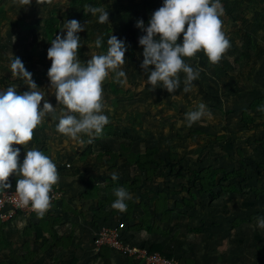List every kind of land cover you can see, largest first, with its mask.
Returning <instances> with one entry per match:
<instances>
[{"label":"rangeland","instance_id":"374dc122","mask_svg":"<svg viewBox=\"0 0 264 264\" xmlns=\"http://www.w3.org/2000/svg\"><path fill=\"white\" fill-rule=\"evenodd\" d=\"M229 1L220 0L224 9V14L220 17L222 31L230 42V47L223 54L221 60L216 64L210 63L202 50L192 57L184 58L187 64L194 69H199V78L192 82L191 91L187 93L183 91L185 74L182 72L179 73L180 87L175 92L170 94L162 87L153 89L147 82V74L140 68L142 62L140 47L131 42L126 46L125 63L121 66L126 73V77L121 78L123 83L116 82L114 72H109L108 77L102 83L103 111L109 121L103 131L111 129L114 134L108 137L102 136L106 139H102L99 145L97 143L93 145L96 140L92 138L89 145V137L86 134H80L79 139H72L57 132L56 121L51 113L46 114L34 130L44 131L46 129L49 144L59 148L61 146L73 148L79 150L78 152L88 145L91 146V149H93V145L100 151L111 148L118 150L120 144L133 142L132 146H136L143 152L147 148L158 147L162 158L169 157V154L185 155V160L180 165L164 171L156 168L157 165H152L151 169L156 172L153 175L150 170L142 171L135 166L130 167L127 171L129 176L131 175L130 177L136 175L134 178L140 182L139 188L141 189L136 191V194H139L138 202L142 203L144 200L141 198V194L146 195L145 200L153 202L160 190L177 192L171 195L170 205L175 212H178L177 216H179L175 201L182 200L184 197L189 198L188 190L196 192V184L191 178L192 170L207 166H220L227 160L223 156L222 161L221 155H216L218 147H221L215 144L217 140H225L228 133H235L239 138L236 141L242 143L243 137L239 123L242 116L249 112V104L242 111L232 108L238 107L237 101L242 94L247 95L253 85L254 78L260 77V79L256 78V87L261 89L264 85L259 83L264 74L261 71H252L254 67L262 66L259 64V60H264V32H262L264 29L260 31L252 21L257 17L264 18V14H262L264 10L257 14L260 8L255 5L256 7H250L245 14L242 10L234 11V9L231 13ZM162 2L163 0H90L86 3L74 4L73 0H48V2L37 4L36 0H31L30 4L25 5L21 3V0H0V79L4 80L0 81V87L16 86L19 92L28 90V86L22 80L12 76L10 72L11 59L14 56L19 57L25 68L32 73V79L38 88L44 91L45 99L53 107H56L55 113L59 114L61 106L55 99L47 76L51 65V61L47 58V49L51 43L44 31L45 19L52 15L57 16L61 21L60 28L63 27L66 20L71 19H76L81 25H84L85 30L78 33L81 38V46L77 49V59L81 64H86L92 55L107 52V40L110 35L122 39V28L125 22L130 20L137 22L142 19L147 24L151 14L162 6ZM87 6L102 7L107 10L108 22L98 23V15L87 12ZM245 17L250 18L251 21L248 23ZM64 33H66V29H59L57 34ZM182 35L180 34L178 39H182ZM261 35L262 39H260ZM98 37L102 39L99 48L95 44ZM254 100L257 105L264 104L260 97ZM43 102L42 100L40 107ZM201 102L206 105V112L210 115H206L189 127L185 115L187 112L195 110ZM257 112L260 111H255V114ZM250 114L252 115V113ZM247 142L249 144L250 141ZM220 153L223 154V150L220 149ZM190 156L197 161L196 164L189 160ZM192 167L193 169H191ZM120 172L124 173L122 169ZM125 176L127 177L126 174ZM134 178L129 180H136ZM16 181L17 179H13L12 183ZM235 182L240 185L239 193H243L242 181L237 179ZM217 191H220V188H217ZM251 193L253 192L251 191ZM229 194L231 195V193L220 192L214 201L209 196H198L194 201V209L199 206L203 210H212L214 216L207 217V219H213L214 224L226 226L229 222L237 225L241 219L238 217H235L233 221L231 218L228 219V205L232 200L229 198ZM238 200L236 199V203L240 207L242 201ZM185 209H187V217L181 223L185 224L188 232H181L184 228L178 225L175 226V230L172 225L171 233L162 239L168 247L167 250L178 256L180 261L189 260L186 257L189 250L199 252L200 247L205 244L204 242H210L209 247L204 248L207 255L203 254V256H208L209 264L211 259L213 264H264V257L259 256V251L253 249V246L260 244L261 238L264 237V232L259 233L260 228L254 221L258 215L251 214L249 246L244 253H240L232 261V257L228 258L226 254V232L219 234L223 236L219 239L220 242H218V238L213 237L217 234L200 235V233L193 232L198 216L196 214L188 215L191 210L189 207L182 210ZM262 217H264V213ZM205 220L206 218L202 219L203 223ZM9 226L8 224L7 227ZM214 242L218 244L215 245ZM90 251H85L84 256L96 258L100 254L95 252L94 247H90ZM216 251L218 254L215 253ZM239 251L243 250L239 249ZM13 254H18L13 248H1L0 264H17L12 259ZM23 254L24 252L19 253V255ZM58 260L75 264L65 256H60ZM129 261L137 264L131 257H129Z\"/></svg>","mask_w":264,"mask_h":264},{"label":"clouds","instance_id":"9594fccd","mask_svg":"<svg viewBox=\"0 0 264 264\" xmlns=\"http://www.w3.org/2000/svg\"><path fill=\"white\" fill-rule=\"evenodd\" d=\"M48 0H36L37 4ZM28 5L31 0H21ZM86 11L98 15V23L108 22V11L102 7L87 6ZM224 9L220 0H163L162 6L155 10L147 24L141 19L136 26L145 34L138 43L143 47V60L140 68L147 74V82L154 88L162 87L170 94L180 87L179 73H184V92L191 91L192 82L199 78V69H194L184 60L198 51H203L212 64L218 63L230 47L229 39L222 31L220 17ZM64 34H56L50 40L47 58L51 61L47 76L55 99L61 111L55 113L45 99L44 91L38 88L22 60L15 57L10 61L12 76L22 80L28 90L19 92L16 86L0 87V189H8L6 183L10 174L17 177L15 190L19 205L28 206L42 217L50 207V191L59 176L54 161L42 151L31 148L25 151L20 160V151L13 145H25L33 138L34 129L43 117L51 113L56 121V131L72 139L80 134L92 138L102 134L108 117L104 114L102 102V83L109 72L115 73V80L123 83L126 77L122 69L127 51L125 41L110 35L105 54L92 55L86 64L77 59V49L81 46L79 32L84 31L76 19L66 20ZM182 35V39H178ZM96 47L102 44L97 38ZM43 102L42 107L41 101ZM264 112V104L258 107ZM78 114V115H77ZM210 113L206 105L200 103L195 110L186 113L190 127ZM112 180H118L116 173ZM116 199L111 207L124 212L126 201L132 199L124 187L114 190ZM257 227L264 229V217H257Z\"/></svg>","mask_w":264,"mask_h":264},{"label":"crops","instance_id":"0c3cea01","mask_svg":"<svg viewBox=\"0 0 264 264\" xmlns=\"http://www.w3.org/2000/svg\"><path fill=\"white\" fill-rule=\"evenodd\" d=\"M229 2L231 3L229 8L231 13H233L232 11L234 9V11L242 10L245 14L250 9V7L256 6L260 8V10L257 11V14H260V12L264 10V0H230ZM245 19L248 23L251 21L250 18L245 17ZM252 22L256 24L260 31L261 29H264V18L257 17L256 19L254 18ZM262 32H264V30H262ZM260 39H262V35ZM259 61L261 62H259V64L262 66H256L252 71H261L264 74V60ZM256 78L260 79V77ZM256 78L253 79V85L247 95L242 94L241 98L237 101L238 107L234 106L232 108L233 110L241 109L242 111L249 104L248 113H252L251 116H253L254 119V122L249 124H245L242 122V120H240L239 126L241 127L242 131V143H238L236 141L239 138H237V134L235 133H228V136L225 140L220 139L215 143L221 146L218 147L219 149L215 152L216 155H221L222 161L223 156L227 160L220 166L213 167H224L228 171H233L240 169L242 166L247 175L245 179L238 178L240 181H242L244 192H232L231 195L229 194V198H232V200L228 205V219L231 218L233 221L235 217H238L242 221L237 225L229 222H227L226 226L214 224L212 221L213 219H207V217L212 218L214 216V214L211 212L212 210H203L199 206H197L196 209H194L195 207L190 208L191 211L189 210L190 212L188 214H196V216H198L194 226L199 229L197 233H200V235L206 233L217 234L216 236L213 235V237L215 239L218 238V242H220L219 239L223 236L219 234H225L226 232V254L228 258L232 257V261L235 257H238L240 253H244L249 246L251 214H256L258 217H262V214L264 213V196H257L254 193H251L252 188H264V167L262 166V162L264 163V157L262 147L257 142L258 140H264V112H257V114H255V111L258 110L260 104H256L254 109L250 108V104L258 97H260L264 103V85L263 88L261 87V89L256 87ZM259 83L264 84V77L261 78ZM254 124L260 125L259 127H255ZM35 131L36 130L33 131L32 140L27 144L24 146L14 144L13 147H18L21 149V161L24 158L25 151L31 148H36L42 151L45 155L49 156L54 161L59 176L57 183L53 186L59 190L61 195L55 203L53 210L45 213L42 217L38 216L37 214H20L14 219L12 223L9 224L10 226L6 228V232L9 239L14 244V251L18 254L23 252L24 243H28L30 250L35 253V256L33 260L27 264H69V262H61L58 260L60 256H65V258L70 259L75 264H133L131 261H129L130 256L128 257L123 253L110 248H104L102 253H100L96 258H87L84 256L85 251H90V247H93L94 237L103 224L125 218V212L114 210L111 207L113 201L104 206V212L109 214L108 219H106L104 216L94 218V216L98 213L97 200L95 199L96 195L94 194V197L90 195L85 196L84 193H86V189L88 188L89 180L92 179L96 181L97 184H100L99 196L101 198H105L106 191L104 188V183L106 182V179L112 178L113 173L118 175V180L120 181L132 179V177L134 178L136 175L130 177L131 175L129 176L127 171L130 167L134 166H128L124 164L123 161H117L118 165L116 167L109 168L107 163L108 157H104L101 161H98L94 156L88 153L87 148L91 142L89 143L88 147L81 150V152H78L79 150L77 151L73 148L71 149L64 146L59 148L55 145L49 144L50 141L48 140L46 129H44V131L38 129L36 132ZM36 137L39 138V141L41 140L42 143H39V141L37 142L35 139ZM106 137H94V140L96 141L93 142V145L95 143L99 145L101 140L106 139ZM224 141H227L229 143L228 146H230V148H227V152H224L222 149L223 145L221 144H223ZM247 141H250L249 144ZM132 143L133 142H131V145ZM93 145L92 151L94 153L101 152ZM220 149L223 150V154L220 153ZM132 150L135 152H143L137 149L136 146H132ZM241 152H243L242 155ZM188 158L193 162V164L197 163V161L191 156ZM121 169L124 173L126 172L125 174L127 177L124 173L121 174ZM9 178L17 179L19 177H17L15 174H10ZM134 179L137 180V178ZM137 184H140L138 180ZM236 185L239 189L240 185L238 182H236ZM140 189L141 188L138 190L140 191ZM131 196L136 204L141 203L138 202L139 194L134 192L131 194ZM141 196V198L144 199L142 200L143 203L149 204L150 207L153 206V203L156 199L153 202H150L145 200V194H141ZM236 199H239L238 201H242V206H240L241 208L238 207ZM170 207L173 209L171 205ZM71 210H75L77 213H72ZM178 210L179 216H177L178 212L174 211L172 219L165 223L159 222V226H161L163 229L168 228L172 230V225H174V228L178 225L179 227L184 228V230L181 232H188V228L185 226V224L181 223L186 220L187 209L183 211L182 209L178 208ZM143 214V209L140 206L134 208L132 218L130 220L126 219L128 222L126 237H128V239L133 243L147 244L151 247L162 245V251L172 254V251L167 250L168 247L162 241L163 238H166L165 236L157 233H149L142 228L140 229L136 227L137 225L141 224L140 218ZM155 217L150 220L152 224L154 223L155 219L160 220V215L157 214ZM189 217L191 218V216ZM204 218H206V220L203 223L202 219ZM254 221L257 222V219ZM39 231H41L42 235L38 237L37 232ZM262 232H264V229L260 228L259 233ZM53 233L57 234L56 238H54ZM210 240H212L211 237ZM263 240L264 237L261 238L260 244L253 246V249L258 250V255L262 257H264V244H262L264 243L262 242ZM204 243L205 244L200 247L201 250L199 249L200 253L197 250L193 252L188 249L190 253H186V257L192 261L184 260L183 262L188 264H209L207 261L208 256H206L207 251H205L204 248L207 249L210 242ZM214 244L217 245L218 243L214 242ZM239 249H242L243 251L240 252ZM215 253L218 254L217 251ZM203 254L206 255L203 256ZM176 258H178V256H176ZM210 264H213L212 259Z\"/></svg>","mask_w":264,"mask_h":264},{"label":"trees","instance_id":"16d2710c","mask_svg":"<svg viewBox=\"0 0 264 264\" xmlns=\"http://www.w3.org/2000/svg\"><path fill=\"white\" fill-rule=\"evenodd\" d=\"M73 1H74V4H82L90 0H73ZM60 23H61L60 19L55 15L49 16L45 19L44 31L48 38V41L54 38L55 35L58 33L60 29ZM136 24L137 22L133 20H130L124 23L123 28H122V40L125 41L126 46L129 45L131 42L136 43L140 47V50L142 53L143 47L139 45L138 40H139V37L144 35L145 33L140 28H138ZM142 60H143V56H142ZM0 81L3 82L4 80L1 78ZM255 103H256V100H254L250 104V108L254 109L256 105ZM241 119H242V122H244L245 124L254 122L253 116H251V114L249 113H246L245 115H243ZM259 125L260 124H254L255 127H259ZM112 134H114L113 130L111 129L104 130L101 135L95 138H99L100 136H110ZM35 139L37 140V142L39 141V138L36 137ZM257 142L262 147V152H263V157H264V140H258ZM39 143H42V141L40 140ZM228 144L229 143L227 141L223 142L222 149L224 150V152H227L228 150L227 148H230ZM88 153L94 156L98 161H101L104 157H108L107 163H108L109 168L116 167L118 165L117 161H123L124 164L128 166H136L138 169L142 171L150 170L151 175L156 173L153 171V169H151L152 165H157L156 168H160L162 171H164V170H167L168 168H172V167H176L180 165L185 160V155L175 156V154H169V157L162 158L160 156V150L158 147L147 148L144 152H135L132 150V145L126 144V143H122L118 151L107 149L99 153H94L91 149V146H89ZM262 166L264 167L263 162H262ZM219 177L221 178L219 179ZM246 177L247 175L242 166L240 169L233 170V171H228L224 167H213V166H208L202 169H193L191 178L192 180H194V183L196 184L195 185L196 192L193 193L191 192V190H188L189 198L184 197L182 198V200H176L175 201L176 207L180 209L187 208V207L193 208L195 206L194 201L198 196H204V195L209 196L210 199L214 201L218 198L220 192H223V193L238 192L239 193L240 188L239 189L237 188L236 182L234 181L237 180L238 178L245 179ZM12 180H13L12 178H8V180L6 181V183L11 184L10 188H13L16 184V182L12 183ZM117 187H124L130 194H132L139 189V184H137V180L113 181L112 178H107L106 182L104 183L106 196L105 198H101L99 196L100 184H97V182L92 179L89 180V185L84 195L85 196L90 195L93 197H94V194L96 195L95 199L97 200L98 213L97 215L94 216V218H97V217L99 218L101 216H104L106 219L109 218V214L107 212H104V206L107 205L108 203H111L112 201L116 199V197L114 196V190ZM217 188H220V191H217ZM5 190L7 189H0V192L5 191ZM251 191L255 193V195L257 196H264V188H252ZM174 193H177V192H173L169 190L168 191L161 190L158 193V197L156 198L152 207H150L149 204H146L143 202L140 203V205L136 204L133 199L127 200L126 201L127 209L126 211H124L125 218L118 219L112 222H108L107 224H116L119 222H125L126 226H128V222L126 219L130 220L133 216L134 208H136L137 206H140L143 209L144 214L140 218L141 224L137 225L136 227L140 229L142 228L149 233H157V234H161L167 237L171 233V230L168 228L166 229L161 228V226H159V222L165 223L172 219L174 210L170 207V197ZM71 212L77 213L75 210H71ZM157 214L160 215V220L155 219L154 223L152 224L150 220L154 218ZM12 222H1L0 221V249L5 248V247L13 248L14 244L9 239L7 232H6L7 225ZM107 224H103V225H107ZM126 231H127V227L125 230V236H127ZM198 231L199 229H196V228H194L193 230V232H198ZM37 233H38L37 234L38 237L42 235L41 231ZM53 235H54V238H56L57 234L53 233ZM135 244L150 247L147 244H141V243H135ZM150 248L152 250H159L163 252L164 254H168L162 251L163 250L162 245H156ZM23 252L24 254L26 253L25 255L23 254L24 256L19 255V254L12 255V259L17 264H27L28 262L32 261L35 256V253L30 250L28 243H24ZM168 255L174 256L173 254H168Z\"/></svg>","mask_w":264,"mask_h":264},{"label":"built area","instance_id":"2783aa9c","mask_svg":"<svg viewBox=\"0 0 264 264\" xmlns=\"http://www.w3.org/2000/svg\"><path fill=\"white\" fill-rule=\"evenodd\" d=\"M15 186L0 192L1 222H12L20 214H37L30 205H19V197L15 190ZM49 195L50 207L45 213L53 210V207L61 194L56 187L52 186ZM126 227L125 222L103 225L97 231L93 240L95 252L99 254L104 248H110L119 251L126 256H130L139 264H188L180 261L175 256L164 254L161 251L152 250L150 247L141 246L129 241L125 236Z\"/></svg>","mask_w":264,"mask_h":264}]
</instances>
